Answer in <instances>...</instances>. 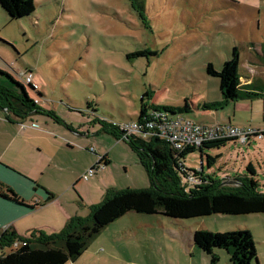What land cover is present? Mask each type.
I'll list each match as a JSON object with an SVG mask.
<instances>
[{
    "label": "rangeland",
    "instance_id": "rangeland-1",
    "mask_svg": "<svg viewBox=\"0 0 264 264\" xmlns=\"http://www.w3.org/2000/svg\"><path fill=\"white\" fill-rule=\"evenodd\" d=\"M34 5L32 17L20 20H10L0 8V70L24 85V74L31 71L33 86L45 95L43 106L51 108L52 116L39 111L24 129L35 133L42 146L32 161L35 169L46 165L38 180L61 196L60 204L44 211L53 220L58 218L54 224H65L64 211L88 218L110 191L152 188L132 148L103 132V123L97 122L136 121L146 92L150 98L146 103L154 106H188L189 114H176L197 124L264 131V96L240 97L229 104L224 89L228 66L237 55L244 60L240 76H248L250 69L262 72L261 64L246 61L245 47L264 42V0H34ZM139 51L156 55L135 58ZM234 77L232 85L237 86ZM222 101L221 107L203 109ZM106 154L109 165L97 166ZM207 156L214 158L210 167ZM249 164L256 173L257 191L264 194V137L246 144L227 142L206 150L202 160L197 149L185 157L184 170L192 174L202 167L206 178L232 189L236 186L224 181L249 177ZM178 175L180 189L189 192L192 184ZM114 225L122 239L111 235L113 246L127 249L131 259L127 264H210L194 245L195 232L241 230L254 238L258 263L253 264H264V214L173 222L131 213ZM114 252L122 258L118 250ZM217 253L218 264H231L225 251Z\"/></svg>",
    "mask_w": 264,
    "mask_h": 264
},
{
    "label": "trees",
    "instance_id": "trees-1",
    "mask_svg": "<svg viewBox=\"0 0 264 264\" xmlns=\"http://www.w3.org/2000/svg\"><path fill=\"white\" fill-rule=\"evenodd\" d=\"M135 3L136 0H132ZM0 8L10 20H20L32 17L35 12L34 0H0ZM155 52L139 51L134 53L135 58L155 56ZM25 74H32L31 71ZM5 77V85L0 86V111L9 116L24 119L32 113L53 115L51 111H44L38 107L29 92L36 88L29 84V89L15 80L12 76L0 71ZM227 93L229 84L224 83ZM248 98H257L264 94H245ZM146 92L141 96L138 119H141L148 110H162L171 116L188 114L187 108H171L154 106L146 103L149 100ZM223 102L216 103L204 110L221 107ZM41 111V112H39ZM103 125V132L112 134L117 139L125 141L137 155L140 164L146 169L151 189L110 191L104 200L91 209L88 218L74 217L63 230L54 234L34 232L26 240L19 239L14 233L4 232L0 236V251L9 249L16 240L25 244L7 254L0 255V264H69L77 261L87 250L89 244L109 225L113 224L128 213L145 216H164L173 222L192 220L213 215L223 216H250L264 214V194L258 193V183L255 180V170L252 164L246 167L249 177L235 179L239 186L226 188L219 181L210 180L204 176L203 168L195 173L184 170L185 157L197 149H187L178 152L167 142L158 138H143L140 136L124 137L118 132L115 125ZM264 137V131H262ZM255 136H251L253 138ZM248 139V141L250 140ZM247 141V143H248ZM227 142H236V139L225 141H211L198 148L201 160L206 150L221 147ZM90 151V150H89ZM91 152V151H90ZM208 166L214 163V158L207 156ZM110 161L102 156L99 164L109 165ZM182 173L192 184L189 192L180 189ZM48 201L54 195L46 191ZM0 197L17 204L24 201L10 188L0 185ZM194 245L210 259V264H218L217 251H225L231 264L258 263V252L254 238L250 231L212 233L197 231L194 234Z\"/></svg>",
    "mask_w": 264,
    "mask_h": 264
},
{
    "label": "crops",
    "instance_id": "crops-1",
    "mask_svg": "<svg viewBox=\"0 0 264 264\" xmlns=\"http://www.w3.org/2000/svg\"><path fill=\"white\" fill-rule=\"evenodd\" d=\"M245 58L246 61L249 60L248 63L250 64H261L262 72L258 73L255 69H250L249 72L246 73L248 76H240L241 74L239 75V73L241 72L238 71V68H240L239 65L241 61L244 60L241 58V54L237 55L236 58L233 59L232 65L228 66L229 73L227 76L229 78L227 84H229V93L225 102L227 101L229 104H235V101L240 99V97L250 99L247 96H244L245 94L260 95L262 94L260 92L264 89V42L248 43L245 47ZM7 74L12 76L10 73ZM233 76H235L234 78L238 83L237 86L234 84L232 85ZM5 80V77L0 76V86L5 85ZM24 86L28 91V85L25 84ZM29 95L33 100H35L38 107L47 111L51 110V108L48 109L43 106V103L46 102L45 95L39 92L37 88L36 91ZM225 102H223V105ZM149 104L153 105L152 102ZM187 107L188 106H186V108ZM194 109L198 111L199 107H194ZM34 115L38 114L34 112L29 117L19 119L9 116L5 111H0V185L10 187L24 201V204H17L0 197V236L4 232H11L19 239L26 240L34 232L54 234L63 230L69 220L74 217H78L76 213L64 211L65 217H62L64 218L62 222H65V224H54V221L57 222L58 218L56 217L55 220H53L52 217L47 216L44 212L50 206L60 204L61 196L56 197L48 188L44 187L41 184V181L37 178L38 173H44L46 165H40L37 169H35V166L32 164V161L36 158V152L40 153V151H42V146L35 133H28L29 131L24 129V127L25 123H27V121ZM184 115L186 116V114ZM31 121L33 122L34 120ZM97 122L104 123V120L101 118ZM201 125L207 124L201 123ZM44 130H46V128H44ZM85 136H89V133ZM63 138L65 139L63 140L64 142L71 143L65 136H63ZM44 139L46 142L49 141L47 137ZM116 140L120 141L122 139L116 138ZM68 148L70 150L73 149L71 146H68ZM87 152L90 151L87 150ZM106 155L108 159V154ZM228 183L234 184L236 187L239 186L235 179L227 182L224 181V184L228 185ZM75 186L73 185V187ZM46 191L54 195V198L51 201H48ZM77 201L82 203V200L79 201L78 198ZM71 203L72 205L74 204L73 201ZM119 220L106 227L89 244L87 250L82 254V256L77 261L69 264H119L120 261H126L125 264H127L128 260L131 263L128 251L125 247L113 246V237L111 235H116L115 240L119 241L122 239L119 236L118 231L113 229V226H115L114 224H117ZM175 228L182 227L177 226ZM100 236L105 237L104 243L99 241L98 238ZM114 250H118L122 254V258L119 259V256H117ZM7 253H9V250H6L4 254Z\"/></svg>",
    "mask_w": 264,
    "mask_h": 264
},
{
    "label": "built area",
    "instance_id": "built-area-1",
    "mask_svg": "<svg viewBox=\"0 0 264 264\" xmlns=\"http://www.w3.org/2000/svg\"><path fill=\"white\" fill-rule=\"evenodd\" d=\"M24 77H26L27 85L32 83V74H24ZM115 126L118 132L123 135V138L130 136L155 137L167 142L178 152L189 148L198 149L204 143L211 141L236 139V141L246 144L251 136L263 138L262 131L242 129L225 124L201 125L182 115L171 116L162 110H148L141 119L115 124ZM97 166H100V164ZM92 173L93 171L91 170L85 178L90 177ZM24 244V241L16 240L11 248L16 250Z\"/></svg>",
    "mask_w": 264,
    "mask_h": 264
}]
</instances>
